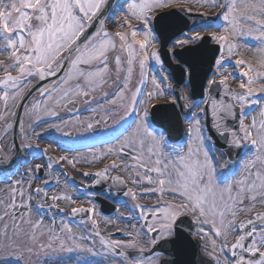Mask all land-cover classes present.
I'll list each match as a JSON object with an SVG mask.
<instances>
[{
	"label": "snow or ice",
	"instance_id": "1",
	"mask_svg": "<svg viewBox=\"0 0 264 264\" xmlns=\"http://www.w3.org/2000/svg\"><path fill=\"white\" fill-rule=\"evenodd\" d=\"M202 2L216 6V0H202ZM173 3L175 0H130L125 9L126 15L121 26L131 29V36L135 38L139 29L133 27L129 17L142 21L144 39H133L132 42H128V32L113 33L105 28L104 10L107 0H7V2L0 0V53L7 52L8 59L11 61L9 64L0 61V66L4 68V75L0 77V100L4 102L5 110H7L10 101L14 103L24 98V86L31 84L33 77H38L43 81L49 77H57L58 73H63L57 80H52L50 86L38 89L41 100L35 101L30 108V114L35 116L33 124L47 123L45 117L59 118V113L47 106L49 101L55 105L69 108L70 111H78L75 107L77 104L75 98L81 96L84 98L85 104L90 105L94 99L92 93L107 83L109 52L117 48L118 38L119 47L128 52V75L118 84L113 93H101V100L106 101L110 107H105L97 101L95 107L85 109L93 114V122L81 120L78 116L75 117V121L84 131L93 130L100 124L101 119L105 121L106 125L109 122L120 125L118 134L114 137L115 144L118 146L108 148L101 155L114 153L120 157H128L134 163L125 164V169H138L130 173L136 177L132 183L140 184L146 181L150 185H156V187L144 188L141 193L129 188L124 193L125 196H130L135 201L138 195L159 194L163 197L167 192L180 198L181 203L169 201L161 204L160 201H157L159 206L156 207L135 204L128 216L131 217L132 211L138 209V219L144 221L140 229H137L136 235L139 236L142 229H146L149 234L159 231L165 235H172V227L177 218L183 213L190 212L193 214L196 224L210 225L211 235L223 238L224 243L220 246L221 252L229 249L232 257L235 258L236 250L241 249L250 253L252 257L257 255L259 257L258 259H246L244 255H240L238 259H235V264H264V251H261L264 248V213H257L253 219L236 223V217L240 211H252L257 202L264 205V107H261L259 122L256 117H252L250 124L245 123V108L260 103L258 100H252L251 97L257 93H264V84L253 87L257 80H264V71L257 70L244 59L236 60L237 67L247 65L248 70L242 73L247 81L241 80L239 91H237L229 88L227 83L229 76L224 75L219 80V84L231 97V101L227 103L223 100L218 101L210 93L208 100L205 101V103L211 104L213 127L216 128L219 135L224 136L225 133H229L232 137L227 141L229 144L239 146L243 140L247 141L254 149L252 156L243 164L241 179H235L233 176L231 179L218 180L214 158L205 147V136L200 119L189 122L187 152L184 153L182 149L179 151L174 149L172 153L167 154L173 158L164 159L165 154L162 153L163 133L157 136L156 132L146 123L148 109L145 107L141 110L139 107L146 103L142 98V87L138 86L135 90L129 88L133 71L132 64L138 56L136 45L140 50L147 48L151 40L154 39L153 30L149 27L150 21L161 18L151 16V11L168 7ZM219 7L224 9L220 18L225 22V27L222 34L213 33L212 35L215 40L222 42L221 50L227 48L228 56L233 55L238 46L230 38L245 35L252 36L261 46H264V18H261L264 17V0H227V3L220 4ZM178 10L185 11L182 8ZM241 20L245 24L254 23V27L245 28L240 24ZM97 22L99 27L89 35L88 29ZM200 39L203 37L197 33L189 39L176 40L175 46L183 48L189 43V40ZM257 54L261 57L257 63L261 68H264V47L257 49ZM113 55L117 80H119L122 60L114 51ZM150 58L156 63L160 62L156 51L139 58L141 77L139 84L141 86H144L148 81L146 64ZM223 63H225V58L222 55L220 59L216 60V65L219 67ZM192 67L193 65L189 63L188 68ZM9 69H14L16 74L13 75ZM163 79H167V77ZM151 83L156 92H148V100H152L154 95L162 96L164 94L155 74L151 77ZM216 83L215 79L208 81L210 86ZM237 104L240 113L239 132L228 128L225 124L228 118L236 117ZM196 106L199 107V105ZM185 107L188 105L186 104ZM98 109L103 110V117L99 116ZM121 109L124 110L123 115L113 121L111 114ZM141 111H143L142 115ZM204 111L201 108L200 114H203ZM132 113H136V119L127 123L125 118ZM196 115L198 114H193V116ZM2 118L3 116L0 115V119ZM64 123L67 124L69 121ZM11 126V124L8 125V127ZM49 128L58 132L63 131L60 124H49ZM20 131L22 133L24 131L22 121L20 122ZM239 133H243V136L241 137ZM68 134L65 133V135ZM27 147L31 148L32 145L29 144ZM42 151L47 152V149ZM60 159L67 161L68 157L61 156ZM149 165L154 166L150 167ZM41 167L42 165L36 164L35 168L27 169L29 189H31L33 172H39ZM52 167L53 163H47L48 169ZM117 167V162L113 160L110 165L95 172L94 175L98 179L94 183L99 184L101 180H107L110 170H115ZM141 172L144 175H141ZM152 173L157 174L159 178L154 179ZM82 174L85 177L93 175L89 172ZM111 179L120 184L124 183L120 176ZM58 182L59 177H57ZM48 183L49 181H44L45 186ZM23 184V179L13 181L9 188L8 199H0V209H2L0 247L12 246L18 251L20 250L18 238L22 234L26 235L33 244L37 243L38 235H43V231H41L42 219L33 223L30 219H25L23 213L18 214L17 212L18 208H25L28 210L29 216L31 214L30 205L24 202ZM34 191L37 195L47 196L44 187L37 186ZM234 191L235 195H233ZM32 195L31 191L27 193L29 201L32 199ZM17 196L21 198L19 205L16 202ZM51 199L75 203L72 197L66 193L53 195ZM245 199L249 201L247 207H243ZM38 207H42V205H38ZM51 207H55V205H50L49 208ZM60 211L63 210L60 209ZM95 211L94 206L71 208L73 216L78 213H86L91 216ZM228 215L232 218L225 222ZM257 221L259 224L256 223ZM53 223L55 222L53 221ZM92 223L96 225L97 222L93 220ZM24 224L30 225L31 233H23ZM236 231H241L242 234L236 236L235 242L229 245L228 235L235 234ZM47 232L48 242L39 243L35 251L37 257L35 264H70V261L73 264H80L81 259L86 264H92L91 261H88V256H102L105 253L127 259V254L118 250L137 248L135 239L128 241L106 239L98 230L94 233L95 237L99 238L100 247L97 248L95 239L83 235L77 237L73 228L63 221L59 232H56L52 227H49ZM210 232L206 231L204 227L197 229V233L202 238H208ZM64 233L66 235H62ZM126 234L130 237L133 235L131 232ZM158 239L159 237H154L151 243L155 245ZM246 240H250L247 246L245 245ZM85 241H90V243H85ZM211 244L215 250L216 240L212 239ZM24 250L28 253L34 251L32 247ZM140 251L142 252L143 249L141 248ZM73 252L81 254L75 258V261L68 255ZM213 254L209 253V255ZM156 255L159 256V254ZM106 258L107 256H105ZM136 264H153V260L152 258H148L147 261L137 259ZM217 264H220L218 259Z\"/></svg>",
	"mask_w": 264,
	"mask_h": 264
},
{
	"label": "flooded vegetation",
	"instance_id": "2",
	"mask_svg": "<svg viewBox=\"0 0 264 264\" xmlns=\"http://www.w3.org/2000/svg\"><path fill=\"white\" fill-rule=\"evenodd\" d=\"M9 63H11L10 60L6 61L4 64ZM9 71L13 75L16 74L14 69H9ZM3 75L4 68L0 66V77ZM115 75V72H110L106 76L107 83H105L102 88L96 90L98 93L93 96L94 99L90 105L85 104L83 97H76L77 104L75 107L78 111H70L69 108L55 105L52 101H49L47 106L57 111L59 113V118L45 117L47 123L33 124L35 116L30 114L31 105L35 101L41 100L39 93L31 96L24 103L20 115V122L22 121L23 123L24 131L23 133H20L19 147L22 156L26 151L29 152V158L21 164L23 166L22 171L14 176L13 181L23 179L24 186L29 180V177L26 175L27 169L30 167L35 168L36 164L42 165L40 174H38L39 172H33L31 189H29V187L26 188L24 197L31 207V217L33 219H61L63 222L67 221L73 228L74 232L75 230L81 232L84 227L90 230L93 228V224L88 218H75V216H79L82 213L73 216L71 214V208L81 207L83 205L90 207L96 205V197L95 194L91 192L90 185L96 179L94 173L102 170L106 165H110L116 157V154L114 153L101 155V153L106 152L108 148L113 147L114 138L107 139V137L112 135L116 124L109 122L106 125L105 121L101 119L100 124L95 127L98 128V132L92 133V130L84 131L79 123L75 121V117L78 116L81 120L93 122L94 116L89 111H86V108L95 107L97 101L105 107H110L107 105L106 101L101 100V93L108 92L111 94L116 90L117 85L115 82L117 80L114 79ZM38 79V77H33L31 79V84H26L24 86L23 97H25L28 90ZM22 100H17L14 103L10 101L7 110H5L4 102L0 100V115L3 116V118L0 119V166L4 164V160L7 156L15 151L12 139V129ZM97 111L99 116L103 117V110L98 109ZM120 116V110L111 114L113 121L119 119ZM70 118H72L71 121ZM65 121H69V123L65 124ZM53 123L60 124L63 127V131L58 132L55 129L49 128V124ZM9 124L12 126L8 127ZM65 133L69 134L65 135ZM29 144L32 145L31 148L27 147ZM38 146L47 149V152H43V149L38 148ZM55 149L58 150L59 156L55 154ZM61 156H67L68 160H61ZM49 158L52 159L50 160ZM98 159L99 161L97 162ZM69 161H71V163H69ZM49 162L53 163L51 169L47 168V163ZM83 172H89L93 175L85 177L82 174ZM113 172L114 170H110L108 173L109 178ZM57 177H59L58 183ZM44 181H49V183L45 186ZM37 186L45 188V191L47 192L46 197L37 195L33 192ZM29 191L33 193L30 201L27 199V193ZM55 191L59 194L66 193L72 197V200L75 201V203L73 204L64 200H59L60 202L53 201L51 197L56 195L54 193ZM109 194V191H105L102 193V196L108 198ZM51 201L54 203L50 204ZM33 203L36 204V212L33 210ZM38 205H42V207H38ZM50 205H55V207L49 208ZM60 209L63 211H60ZM99 215H102L99 211L94 214V216Z\"/></svg>",
	"mask_w": 264,
	"mask_h": 264
},
{
	"label": "rangeland",
	"instance_id": "3",
	"mask_svg": "<svg viewBox=\"0 0 264 264\" xmlns=\"http://www.w3.org/2000/svg\"><path fill=\"white\" fill-rule=\"evenodd\" d=\"M177 2L180 3V5L186 6L189 9H194L193 6H208L210 9L213 10L214 7L218 6V4H223V3H227V0H216V6H212L209 3H203L202 0H175ZM172 5H169L168 7H170ZM124 8V6L122 5V9ZM167 7L164 8H158L156 10L159 11L161 9H165ZM154 9L151 11L153 12ZM224 9L222 10L221 13H219V15H217V19H214L211 22H207L204 23L200 26V28H197L196 30H192L188 33H185L180 40L182 39H189L190 37L196 35L197 33L200 34V36H203L205 34H222L223 33V29L225 27V22L220 18V16H222ZM264 18V17H261ZM240 24L243 25L245 28L248 27H254V23L253 24H245V22L243 20L240 21ZM122 32H128L129 33V38H128V42H132L133 39L135 40H141L140 38H133L131 36V29H126L124 27H121ZM213 37V35H212ZM232 40L233 43H235L238 47L237 49L234 50V54L231 56H228V50L227 48H224L223 50H221V54L217 59H220V57L223 55L225 58V63H223L222 66H217L215 65V73L214 75L217 77V79H221L222 76L224 75H228L229 79L227 82H229L231 84V86L239 91V83L241 82V80L243 81H247V78L244 77L242 75V73L244 71H247V65H242L237 67L235 65V61L238 59H244L245 61L251 63L253 65L254 68H256L259 71H264V68H261L259 66V64L257 63L259 61V59L261 58L260 55L257 54V49L264 47L261 46L260 43L255 40L252 36H238V37H231L230 38ZM213 40L215 42H218L219 44H221L222 42H219L217 40H215L213 38ZM197 40L193 41V40H189L188 44H192L194 42H196ZM154 43H149L151 45L152 48L149 47L150 49V53L152 51H156L157 52V46L155 45V41H153ZM120 41L117 38V47H118V51L116 54H119L120 56H122L124 54L125 60L123 61V65H127V58H128V52L126 49H121L119 47ZM117 49V48H116ZM136 51L138 53V56L136 59H139L142 57V50L139 49V46L136 45ZM123 53V54H122ZM136 59L133 61L132 67L133 65H135L137 63ZM152 65H151V69H150V76L152 75H156L157 76V80L160 84L161 89L164 90V94L162 96H156L154 95L152 100H148L147 98V93L148 92H156V89L154 88L153 84L151 83V78L149 80V85H148V90L144 92L143 94V99L146 101L145 104L142 105L141 110H143L145 107L149 108V106L155 101V100H165V98L168 95H172L171 94V90L170 88H168V85H171V80L169 81V79H163L166 76L167 71H165L163 69V65L161 63V61L159 63H156L154 60H152ZM128 67V65H127ZM169 73V72H168ZM164 84H166V86H164ZM260 84H264V80H257V82L253 85V87H259ZM130 86H132V82L130 84ZM252 100H258L260 101L259 104H253L250 105L248 107L245 108V123L246 124H250L251 123V119L252 117H256L257 121L259 122L260 116V110L261 107H264V93H257L255 94L253 97H251ZM196 105H199V107H197ZM203 108L204 109V102H196V104L193 105L192 111H191V115L188 118V121L185 122V125L187 127V137H186V142H184L181 146H168L166 145L164 139H163V148H162V153L165 154L163 156L164 159H171L173 157L168 156V153H172L173 150H183L184 153L187 152V146H188V140H189V135H188V126H189V122L193 121L194 119H200L201 120V125H202V131H203V135L205 136V147L209 150L210 155H212L215 159H214V164L217 167V178L218 180H223V179H231L233 178V176L235 177V179H241V174H242V170H243V164L244 162L252 156V153L254 152V149L252 148V146L249 144L247 147V150L245 151V155L241 157V159H239L236 163L233 164H229L226 162V159L223 158L222 154H220L218 152V149H216L211 141V139L208 137V134L206 132L205 129V125H204V113L200 114V109ZM196 113L198 115L193 116V114ZM143 114V111H141V115ZM157 134V133H156ZM157 136H160L159 134H157ZM163 138H164V134H163ZM101 158V157H100ZM152 159H155V157H152ZM88 161V160H86ZM99 161V159L97 160V162ZM85 162V161H84ZM84 162H80V163H84ZM221 165H223V167H221ZM149 166H154V165H149ZM259 167V165H258ZM246 175V173H243ZM159 177L156 176V179H158ZM12 186V184H8V185H0V199H4L7 200L9 197V188ZM28 187V183L25 184L23 186L25 192H26V188ZM150 187V186H149ZM151 187H156V185ZM56 195H60L59 193H56V191L54 192ZM233 195H235V191L233 193ZM155 196H157L160 200L164 201V198L169 200H174L175 203H181V200L178 196H173L169 193H165V195L163 197H161L159 194H149V195H145L144 198H146V200H151V203H155ZM114 201L118 202L119 198L116 197L114 199ZM17 204L19 205L21 203V198L19 196H17ZM24 202L28 201L26 200V198H24ZM60 202V201H59ZM54 203L53 201L50 202ZM67 204V203H65ZM121 205H124V199L121 201ZM249 206V201L247 199L244 200V204L243 207H247ZM241 207V206H238ZM264 205L260 204L259 202H257L255 208L252 209L256 210V209H263ZM21 209V213L24 214V218L25 219H30L33 223L36 222L35 219H33L31 217V214L29 216L28 214V210L25 208H20ZM251 211H240L236 217V221L237 219L241 216V215H245L250 213ZM0 214H2V209H0ZM188 214H190L193 218V214L188 212ZM232 217L230 215H228L226 217V221L231 219ZM41 220V219H39ZM151 220V217H150ZM140 221V226L142 225V220L139 219H135L133 222H131V224L129 226H126L125 232H131L133 235L130 237L132 239H135L137 246L139 249H143V245H147L148 244V233L147 230H141L140 235L137 236L136 232L137 229L139 228V222ZM57 225L54 228L56 230V232L60 231L61 228V219H58L57 221ZM96 225H94V227L92 228L93 231H99L102 235L106 236L107 231L114 228V227H118L120 224L118 222V220L115 217H111L108 219H104L103 222H101L100 220L96 221ZM135 225V227H133ZM195 225V231L194 234L196 236H199L201 241H202V251L204 254H206L207 256H209L213 261L214 264H217V259L220 261V264H235V261H232L230 258V254H229V249H226L225 251L221 252L220 251V246L224 243V240L222 237H215L213 235H211L210 232V225H198L194 222ZM219 226V225H218ZM199 227H204L206 231L210 232V235L208 238H202L200 234L197 233V229ZM0 228H2V226L0 225ZM48 222L45 220H42V229L41 231H43V235H38V239H37V243L33 244L26 235H21L18 238V243L20 246V250L18 251L16 248L9 246V247H0V264H35L36 262V255H35V251L37 249V246L39 243H47L48 242ZM32 229L30 227V225L28 224H24L23 225V233H31ZM62 235H66V233L62 234ZM234 234H229L228 235V243H231L232 237ZM215 239L216 240V248L215 250H213V246L211 244V240ZM0 240H2V234H0ZM28 247H32L33 248V253H28L27 251H25L24 249L28 248ZM261 251H264V248L261 249ZM75 253V252H74ZM209 253H214L213 255H209ZM81 255L79 253H75V258ZM240 255L237 256V259L239 258ZM154 260H153V264H155V259L157 258V255L154 256ZM73 258V257H72ZM75 258H73V261H75ZM148 258L151 257H146V258H142L143 260L147 261ZM88 261H91L92 264H98V262H108L107 258L105 259V256L103 257H93V256H88ZM114 259H112V262L110 263H114ZM136 261H132L131 264H136ZM80 263L86 264V262L81 259ZM70 264H73L72 261H70Z\"/></svg>",
	"mask_w": 264,
	"mask_h": 264
},
{
	"label": "water",
	"instance_id": "4",
	"mask_svg": "<svg viewBox=\"0 0 264 264\" xmlns=\"http://www.w3.org/2000/svg\"><path fill=\"white\" fill-rule=\"evenodd\" d=\"M112 1L113 0L110 1V4ZM160 17L161 18H157L155 21V28L161 38L162 43L160 52L165 61V64L169 68H171L173 72L174 80L176 83L175 90L178 96L182 95L180 85L181 83H183L185 76V72L181 65L185 64L188 67V64L191 63L193 65V67L190 69V84L192 86V94L194 98L201 97L203 94V84L214 64V60L219 49L218 46L210 44L208 42V38H204V40L197 45L186 47L180 51H175V56L179 60V64L173 65L170 62L168 55L165 51L166 42L168 39L182 33V31L187 29L190 24L192 25V23L187 24L186 19L183 20V17L179 15L176 11ZM88 34H90V31H88ZM176 53H179V55H176ZM209 93L218 101L223 100L225 103L231 101V97H229L225 93L223 86L220 85L219 82L214 85H211ZM206 109L207 126L210 131V134L215 138L216 143L219 146L225 148L230 155H236L243 145L242 141L239 146L229 144L227 141L232 139L231 135L229 133H225L224 136H221L218 134L216 128L213 127L214 121L211 115L210 103L207 104ZM237 112L238 109H236L235 118L230 117L225 121V124L228 128L236 131L238 130L239 121ZM165 116H167V119H165ZM153 118L157 124L167 128V130L170 132L169 138L171 140L177 139V134L180 133V120L178 112H176L175 110H171L168 105L154 106ZM173 132L175 133V135L173 134ZM172 242V247L170 251H168L169 253L175 256L172 261V264H199L200 259L198 258L197 248L195 245H190V243L187 241V236L184 234V232H182L180 229H177L176 237L175 239H173ZM247 243L248 240L245 241V245ZM203 264L207 263L203 262Z\"/></svg>",
	"mask_w": 264,
	"mask_h": 264
},
{
	"label": "bare ground",
	"instance_id": "5",
	"mask_svg": "<svg viewBox=\"0 0 264 264\" xmlns=\"http://www.w3.org/2000/svg\"><path fill=\"white\" fill-rule=\"evenodd\" d=\"M126 8L128 6V4L130 3V0L129 1H126ZM123 19V12L121 9H117L115 10V13L112 17H109L108 20L105 22V24L107 25V27L112 30L114 27H116L119 22ZM144 30V29H143ZM143 30L141 31L139 29L137 35H136V38H142L144 39V36H143ZM149 46V45H148ZM148 46L145 50H142L143 54H147L148 53ZM215 76V75H214ZM152 76L148 75V81L146 82V85L144 87V90H148V85H149V80ZM216 77V76H215ZM223 156V155H222ZM224 157V156H223ZM214 158V157H213ZM215 159V158H214ZM216 160V159H215Z\"/></svg>",
	"mask_w": 264,
	"mask_h": 264
}]
</instances>
